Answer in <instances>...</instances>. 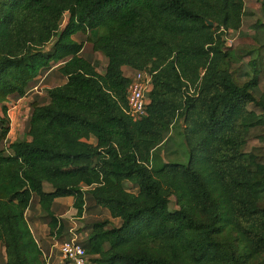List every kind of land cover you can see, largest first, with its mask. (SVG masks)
<instances>
[{
  "label": "trees",
  "instance_id": "1",
  "mask_svg": "<svg viewBox=\"0 0 264 264\" xmlns=\"http://www.w3.org/2000/svg\"><path fill=\"white\" fill-rule=\"evenodd\" d=\"M124 67L153 76L137 121ZM53 68L66 83L8 143L7 104ZM60 198L109 213L79 242L94 264H264V0H0L4 264H47L26 215L61 235Z\"/></svg>",
  "mask_w": 264,
  "mask_h": 264
},
{
  "label": "rangeland",
  "instance_id": "2",
  "mask_svg": "<svg viewBox=\"0 0 264 264\" xmlns=\"http://www.w3.org/2000/svg\"><path fill=\"white\" fill-rule=\"evenodd\" d=\"M68 20L69 14H66L62 22V29L65 28ZM74 39L79 43H85L82 57L93 62L97 71L100 74H104L107 66V59L102 54L93 51L92 45L86 42L87 36L79 34L75 36ZM53 43L54 42L47 45L45 50L49 51L52 48ZM65 82L66 79L58 72L57 68L45 70L37 78L34 84V89L30 91L24 99L20 101L12 100L7 104L8 109L9 107H12L9 112L11 115V123L8 143L26 137L27 121L31 113L32 103L37 102L39 104H46L47 90L61 86ZM182 125L183 121H178L176 127L171 132L173 137L177 136L176 134L181 130ZM175 140L178 141L179 144L180 140L177 139V137ZM127 188L132 192H136L130 184H127ZM37 206V201L34 200L33 206L27 212L26 216L31 230L44 252V259L47 264H64L60 252L61 245L72 238H77V240L82 243L87 237L89 226H92V224L97 221L110 218L109 213L106 210L96 207L90 199L87 200L86 210L82 219H77L75 217L76 211L70 205H57L54 208V212L59 218L61 217V220L65 223V231L61 235H58L57 233L50 234L46 222L41 218L42 214L38 215V210H36ZM169 208L170 210L177 209L174 198L171 199ZM36 222L39 224L38 228L35 226ZM113 223L119 225L120 221L115 220ZM5 262L6 255L3 250L0 255V264H4Z\"/></svg>",
  "mask_w": 264,
  "mask_h": 264
},
{
  "label": "built area",
  "instance_id": "3",
  "mask_svg": "<svg viewBox=\"0 0 264 264\" xmlns=\"http://www.w3.org/2000/svg\"><path fill=\"white\" fill-rule=\"evenodd\" d=\"M231 43V42H229ZM153 76L146 71H137L131 78V84L128 89V107L127 115L137 121L146 116L148 105V93L152 90ZM8 116L11 122L10 110ZM61 256L64 264H94L88 260L86 250L79 243L77 238H72L64 242L60 247Z\"/></svg>",
  "mask_w": 264,
  "mask_h": 264
},
{
  "label": "crops",
  "instance_id": "4",
  "mask_svg": "<svg viewBox=\"0 0 264 264\" xmlns=\"http://www.w3.org/2000/svg\"><path fill=\"white\" fill-rule=\"evenodd\" d=\"M123 72H124V74L127 77L132 78V76H133V74H134L135 71L131 70L130 68L124 67L123 68ZM57 205H60V206L61 205H70L71 207H73V198H60V199H57L56 200V206ZM36 210H38V215L41 214V211H40V207L39 206L36 207ZM35 226H36V228H38L39 227V224L36 222Z\"/></svg>",
  "mask_w": 264,
  "mask_h": 264
},
{
  "label": "water",
  "instance_id": "5",
  "mask_svg": "<svg viewBox=\"0 0 264 264\" xmlns=\"http://www.w3.org/2000/svg\"><path fill=\"white\" fill-rule=\"evenodd\" d=\"M208 26L213 27L214 24L212 22H208Z\"/></svg>",
  "mask_w": 264,
  "mask_h": 264
}]
</instances>
